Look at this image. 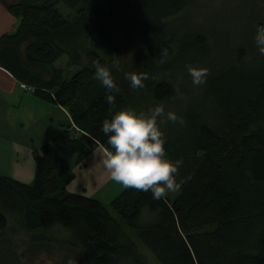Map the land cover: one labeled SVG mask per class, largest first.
I'll return each instance as SVG.
<instances>
[{
    "label": "trees",
    "instance_id": "trees-1",
    "mask_svg": "<svg viewBox=\"0 0 264 264\" xmlns=\"http://www.w3.org/2000/svg\"><path fill=\"white\" fill-rule=\"evenodd\" d=\"M59 1L20 0L9 8L15 30L0 36V68L63 108L72 123L33 153L30 184L0 175V231L13 224L28 233L57 228L68 234L60 246L79 247L87 264H149L125 228L158 264H264V137L254 129L264 126V56L254 40L256 26L264 25V0H242L252 12L249 34L234 50L225 48L223 67L207 64L205 31L178 24L199 0H110L107 7L64 0L72 16L57 9ZM92 36L110 57L94 50ZM62 57L65 71L55 66ZM94 62L110 68L119 91L101 84ZM188 65L208 69L204 84H192ZM126 72L147 74L144 87L133 89ZM159 104L184 121L158 118L165 158L182 181L172 201L124 188L110 202L115 218L98 200L66 192L74 178L68 162L79 165L97 146L110 150L100 131L105 118ZM144 211L158 220L140 225ZM31 238L29 256L54 245L50 236ZM15 253L0 240V264H14ZM62 260L78 264L69 255Z\"/></svg>",
    "mask_w": 264,
    "mask_h": 264
},
{
    "label": "clouds",
    "instance_id": "clouds-1",
    "mask_svg": "<svg viewBox=\"0 0 264 264\" xmlns=\"http://www.w3.org/2000/svg\"><path fill=\"white\" fill-rule=\"evenodd\" d=\"M255 44L260 55L264 56V25L256 26ZM95 64V77L110 92L119 91L110 68ZM119 67L118 63L113 65ZM187 72L194 86L206 82L208 69L188 65ZM125 78L133 89L143 88V81L148 79L145 73L126 72ZM115 96L108 94V104L114 103ZM183 123V118L175 112L165 113L163 104L149 108L147 112H137L125 108L115 112L111 118L101 122L100 131L107 137L110 150L103 158V165L110 173V178L125 188L150 191L153 199L159 200L167 192H176L182 181H177V166L165 158V138L159 127L158 118ZM71 264V262H69Z\"/></svg>",
    "mask_w": 264,
    "mask_h": 264
},
{
    "label": "rangeland",
    "instance_id": "rangeland-1",
    "mask_svg": "<svg viewBox=\"0 0 264 264\" xmlns=\"http://www.w3.org/2000/svg\"><path fill=\"white\" fill-rule=\"evenodd\" d=\"M86 2L91 5H100L102 7H107L110 4V0H86ZM67 5L68 4L64 0H61L57 4V9L65 16H72V10L68 9ZM80 6L81 4L76 6V8ZM193 9L195 10L193 12H189V15L185 19L179 18L177 20L179 22L178 24H181L180 28L185 29V26L187 28V30H185L192 33L201 32L202 34H204L203 31H205V33L210 37V41L208 38V42L212 51L209 55L207 64L209 65L210 62L213 65H219L222 67L224 65H228L226 63L228 59H226L227 53L225 52V48L228 47V50L232 51L238 45L246 42L247 35L249 34V22L252 12L250 15V11L247 10V6L242 4V0H199L197 2V5ZM254 16L256 15L254 14ZM91 38L92 39L90 41V44L94 47V50L104 57H110V53L105 54V52H108L105 45L102 44V42H100L96 37L92 36ZM81 58V63L84 64L85 58L83 56V53H81ZM65 63L66 60L64 57H62L55 66L58 68L60 66H63V70L65 71V69H67L64 66ZM76 70V68H73L71 69L70 73L72 74ZM174 86H176V84H174ZM49 118L53 119L54 126L57 125L58 121H60V123L64 126L69 125L65 114H62L61 112H53V114ZM254 129L257 132H261L264 137L263 125L256 124ZM26 131L27 128L25 129V132ZM34 142H36L35 139ZM103 168H105L104 165ZM117 188L118 187L116 186V189L112 192H109L108 190H105L106 188H104L103 191L101 190L97 193L89 195L92 196L90 198H94L96 200L99 199L103 207L110 213V215L115 218L116 214L112 211L110 202L125 187L120 184L118 190ZM66 192L68 191L66 190ZM86 192L87 191L85 190H81L78 193L71 192V194H80L82 196L89 197ZM177 194L178 191L167 192L165 194V197L172 201L177 196ZM157 220L158 216L156 214H151L144 211L140 220V225L149 226L151 224H154ZM124 231L134 242L139 245L140 252L142 253L146 262H148L149 264H158L150 253L142 249L132 230L125 228ZM40 235L50 236L52 238L51 240L54 243L53 247H51L49 251L45 248H41L34 255L29 256L24 249L29 248V245L33 244V239L31 237H38ZM67 236V232H63L57 228H52L47 231L28 233L24 229V227L16 224L9 226L4 231H0V240L11 247L12 250L16 252L15 254L19 256L18 260L14 264H60L63 261V256L66 255H69L71 258L75 259L74 261L78 262V264H87L84 260V252L79 250V247H73L72 250L67 252L66 247L60 246L59 241L64 238H68ZM22 253L27 256L20 257Z\"/></svg>",
    "mask_w": 264,
    "mask_h": 264
},
{
    "label": "crops",
    "instance_id": "crops-1",
    "mask_svg": "<svg viewBox=\"0 0 264 264\" xmlns=\"http://www.w3.org/2000/svg\"><path fill=\"white\" fill-rule=\"evenodd\" d=\"M19 1L0 0V36L15 30L17 19L10 13L9 8ZM56 111L65 114L72 128L70 117L63 108L36 98L31 91L23 89L17 80L0 68L1 176L24 184L32 182L35 169L33 153L43 144L49 143L62 125L58 121L54 126L53 119L49 118ZM106 152L104 147L97 146L79 165L67 163V167L74 174L73 180L66 186L69 193L85 190L89 196L103 191L104 188L109 192L114 191L116 186L119 189L120 184L113 181L108 170L103 168Z\"/></svg>",
    "mask_w": 264,
    "mask_h": 264
},
{
    "label": "built area",
    "instance_id": "built-area-1",
    "mask_svg": "<svg viewBox=\"0 0 264 264\" xmlns=\"http://www.w3.org/2000/svg\"><path fill=\"white\" fill-rule=\"evenodd\" d=\"M20 86L23 88V89H27L28 90V88L25 86V85H23V84H20Z\"/></svg>",
    "mask_w": 264,
    "mask_h": 264
}]
</instances>
